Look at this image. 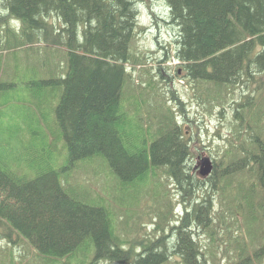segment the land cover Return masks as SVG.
<instances>
[{
  "label": "trees",
  "instance_id": "obj_1",
  "mask_svg": "<svg viewBox=\"0 0 264 264\" xmlns=\"http://www.w3.org/2000/svg\"><path fill=\"white\" fill-rule=\"evenodd\" d=\"M136 1L0 0V221L50 264L89 256V264H171L173 253L181 264H218L221 244H234L240 264L251 254L264 258V0H166L176 68L194 82L206 113L232 109L206 178L190 172L184 101L170 104L146 67L145 86L129 72L128 64L145 63L133 46ZM95 157L118 180L119 206L133 216L150 195L158 218L152 236L138 241L135 227L123 236L118 226L130 216L122 221L107 192L94 202L68 178L69 166ZM168 177L185 205L173 233ZM198 224L210 239L205 251L192 233Z\"/></svg>",
  "mask_w": 264,
  "mask_h": 264
},
{
  "label": "rangeland",
  "instance_id": "obj_2",
  "mask_svg": "<svg viewBox=\"0 0 264 264\" xmlns=\"http://www.w3.org/2000/svg\"><path fill=\"white\" fill-rule=\"evenodd\" d=\"M137 19L139 25L136 28V37L134 40V52L137 55L145 58V63L142 65H137L136 68L132 64H128L129 72L132 74V78L135 82H140L142 86L146 85V75L147 72H143L141 69L146 67L153 76V81L157 85L158 89L163 92V94L168 97L170 104L177 108L179 101H184V105L187 111L188 118L179 116L180 121L183 123V129L185 130V138L190 139V150L191 155L188 159L190 164V172L195 176H200L199 174V162L200 158L203 156H210L215 161V158H220L224 146V137L227 136L229 132L228 121L232 116V109L227 107L223 114H219V110H215L212 114L206 113V109L203 105H199L200 99H197L194 96V82L189 81L188 77L185 75L183 67L180 66L176 68L178 61L174 56L176 49V27L173 26L169 21V9L167 6L166 0H137ZM58 61V58L56 59ZM30 65L31 62L29 63ZM37 64V62H36ZM38 65V64H37ZM140 78H142V81ZM26 77V75H25ZM25 79V78H24ZM243 89V88H241ZM238 89V90H241ZM239 94V92H238ZM150 104L147 103V106H154L153 99L150 100ZM1 103V100H0ZM132 111L133 105L128 104ZM158 105H160L158 103ZM178 111V110H177ZM4 113L0 107V124L6 119H3ZM63 159V158H62ZM61 159V160H62ZM64 160V159H63ZM83 164L79 166L68 167V178L70 180L79 181L84 185L85 188H88L92 193L93 201L97 193L107 192L109 197L114 200L113 206L116 210L118 216L122 218V221L126 220L127 216L130 217L127 220L126 225H119V231L123 236H126V233L130 228L135 227L136 234L133 235V232L130 236H134L138 241H141L143 236L153 235V230L156 229L157 216H155L152 208H149L148 205L152 204V201H149L150 195L146 197L142 196L139 205L134 209L136 211L135 216L132 215L131 209H127L124 206L120 207L119 203L121 199L117 195L122 194V190L118 189L117 182L118 180L110 172L108 165L105 160L101 157H95L92 159L81 160ZM76 167V168H75ZM162 171V170H161ZM164 172V171H163ZM72 173V175H71ZM162 176H165L162 173ZM202 177V176H201ZM169 178V177H168ZM206 178V177H205ZM165 179V177H164ZM168 184L170 185L172 191L174 192L173 199V215L169 219V225L166 226V231L173 233L170 229V225L176 223L177 216L182 214L184 209V201L180 200L181 191L175 188V182L173 179L169 178ZM108 185V186H107ZM114 187L117 188L116 191H111ZM197 192V190H196ZM202 195V194H201ZM129 195H124V201L130 199ZM197 197V196H196ZM196 201H200V197L196 198ZM124 201H122L124 203ZM129 205V204H124ZM213 205H219V198L215 197ZM124 212V213H123ZM226 217H229L228 209H225ZM140 222L142 226L139 228L136 227V223ZM240 225V220L232 221L231 231L233 234H237V227ZM123 228V229H122ZM221 235H226L227 231H224L223 228L218 227ZM217 228V229H218ZM10 233V236L13 238L12 241L6 238L5 234ZM120 233V234H121ZM130 233V231H129ZM192 233L202 245V249L205 251L210 246V239L207 236L204 226L195 225L192 228ZM157 235L160 232L156 233ZM175 235V234H174ZM172 234L170 242L174 240ZM136 236V237H135ZM228 237L223 238L226 240ZM223 241V240H222ZM229 242V239L227 240ZM257 246V244H255ZM223 248V251L221 250ZM235 246L232 244L225 250V246L222 244L217 249V263L218 264H240L238 263L237 253L235 251ZM253 251H251L252 253ZM173 253V252H172ZM264 253V252H263ZM235 254V255H234ZM93 256V255H92ZM264 256V254H263ZM88 259L74 258L68 262V259H61L57 264H89ZM171 264H181V256L178 253L170 254ZM248 264H264L263 257H256L251 254L250 258L246 260ZM242 262L241 264H246ZM0 264H50L41 258L38 255L35 247L30 244L27 240L20 238L17 233L5 224L4 221H0ZM90 264H111L108 260L98 259L97 262Z\"/></svg>",
  "mask_w": 264,
  "mask_h": 264
},
{
  "label": "water",
  "instance_id": "obj_3",
  "mask_svg": "<svg viewBox=\"0 0 264 264\" xmlns=\"http://www.w3.org/2000/svg\"><path fill=\"white\" fill-rule=\"evenodd\" d=\"M199 174L203 177L210 175L214 169V162L210 156H203L199 162Z\"/></svg>",
  "mask_w": 264,
  "mask_h": 264
},
{
  "label": "bare ground",
  "instance_id": "obj_4",
  "mask_svg": "<svg viewBox=\"0 0 264 264\" xmlns=\"http://www.w3.org/2000/svg\"><path fill=\"white\" fill-rule=\"evenodd\" d=\"M181 63V62H180Z\"/></svg>",
  "mask_w": 264,
  "mask_h": 264
}]
</instances>
